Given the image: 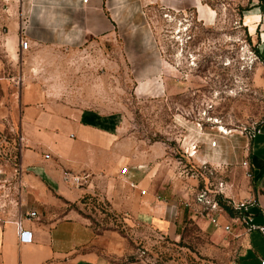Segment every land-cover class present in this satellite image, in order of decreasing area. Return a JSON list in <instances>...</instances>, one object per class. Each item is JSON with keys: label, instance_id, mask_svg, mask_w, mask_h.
<instances>
[{"label": "crops", "instance_id": "obj_1", "mask_svg": "<svg viewBox=\"0 0 264 264\" xmlns=\"http://www.w3.org/2000/svg\"><path fill=\"white\" fill-rule=\"evenodd\" d=\"M130 11L137 14L131 23ZM139 13L137 0H0V121L5 117L17 123L19 144L18 165L0 164V264H119L100 255L98 245L109 234L97 233L86 219V198L96 197L168 232L176 231L182 205L193 203L198 189L183 184L171 163L157 162L163 153L157 144L127 137L117 117L47 98L43 86L27 77L34 70L29 60L45 58L48 51L76 50L113 36L119 43L126 26H140ZM248 15L257 16L255 30L247 28L262 65L255 80L264 84V0ZM22 39L28 48L22 47ZM148 86L141 81L136 89ZM211 134L218 145L203 139L205 145L197 150L213 173L204 177L200 189H208L210 180L218 178L214 192L222 181L221 195L228 205L255 200L249 212L256 223L264 224V120L255 137L240 134V143L237 136ZM65 170L90 177L84 186L75 187L64 181ZM231 208L233 213L224 209L221 219L232 223L230 232L205 216L194 218L215 236L231 234L237 253L232 264H261L264 235L234 222L239 212ZM19 221L31 231V242H21Z\"/></svg>", "mask_w": 264, "mask_h": 264}, {"label": "rangeland", "instance_id": "obj_2", "mask_svg": "<svg viewBox=\"0 0 264 264\" xmlns=\"http://www.w3.org/2000/svg\"><path fill=\"white\" fill-rule=\"evenodd\" d=\"M257 1L137 0L141 23L126 26L124 40L113 36L76 50L48 51L29 60L34 70L27 77L49 99L117 117L127 137L157 144L163 152L157 162L171 163L183 184L197 190L213 173L202 156L187 152L191 144L202 149L221 127L231 130L227 139L237 136L240 143V134L264 120V84L255 80L262 65L247 28L255 30L257 16L248 14ZM127 15L131 23L137 14ZM141 81L155 89H136ZM19 94L15 90V101ZM16 125L0 121V164L17 161ZM84 201L86 219L97 233L109 234L97 249L110 262L232 264L236 258L231 234L215 236L191 215H181L176 231L168 232L96 197Z\"/></svg>", "mask_w": 264, "mask_h": 264}, {"label": "built area", "instance_id": "obj_3", "mask_svg": "<svg viewBox=\"0 0 264 264\" xmlns=\"http://www.w3.org/2000/svg\"><path fill=\"white\" fill-rule=\"evenodd\" d=\"M84 3H88L89 0H83ZM23 30V34H24ZM21 45L24 49L28 48V41L22 39ZM219 128V127H218ZM220 135L230 134L231 130H222L219 128ZM260 131V127L256 128L252 132H248L247 135L250 138L256 136V134ZM23 138L21 137L20 140ZM217 138H213L211 141L212 146L218 145ZM187 152L193 156L197 153V144L192 143L191 148H189ZM47 158L50 155H46ZM248 162H243L244 165H247ZM126 169L124 168L123 171ZM90 177V174H77L71 170H65L63 174V179L66 183L75 186L82 187L84 186ZM132 186H135L132 184ZM224 193V183L222 181L217 184V191L214 192L213 189H198L194 194L193 203L192 201H188L186 205L194 209L196 213L201 216L207 217L211 223L216 226L223 227L224 230L230 232L232 230V223H222L221 219L224 216L225 210L220 205L216 195H221ZM228 203V202H227ZM256 202L253 199L247 198L244 200H240L237 203H231V206L239 212V215L233 218L234 222H239L247 231L258 230L264 235V224H258L254 221L253 215L249 212L250 206L254 205ZM35 215V212H31L30 216ZM18 235L21 242H31L32 234L31 231H28L23 228L22 222L18 223ZM261 264H264V259H261Z\"/></svg>", "mask_w": 264, "mask_h": 264}, {"label": "trees", "instance_id": "obj_4", "mask_svg": "<svg viewBox=\"0 0 264 264\" xmlns=\"http://www.w3.org/2000/svg\"><path fill=\"white\" fill-rule=\"evenodd\" d=\"M16 159H17V161L14 163V165H18L19 151H18V154H17V156H16ZM216 198L218 199L220 205H221L226 211H228V212H230V213H233V212H232V208H231V206L228 205L227 200H226L222 195H216ZM181 215H182V216H183V215H184V216L191 215V216L194 218V215H199V214L196 213V212L194 211L193 208H189V207H187V206L182 205L181 210H180V216H181Z\"/></svg>", "mask_w": 264, "mask_h": 264}, {"label": "bare ground", "instance_id": "obj_5", "mask_svg": "<svg viewBox=\"0 0 264 264\" xmlns=\"http://www.w3.org/2000/svg\"><path fill=\"white\" fill-rule=\"evenodd\" d=\"M222 130H224V127H221Z\"/></svg>", "mask_w": 264, "mask_h": 264}]
</instances>
